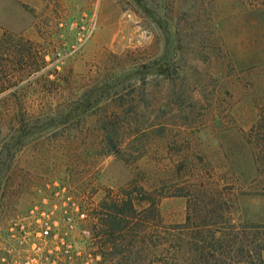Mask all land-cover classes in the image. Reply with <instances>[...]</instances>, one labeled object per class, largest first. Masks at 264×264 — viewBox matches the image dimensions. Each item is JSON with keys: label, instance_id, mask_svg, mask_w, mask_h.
Listing matches in <instances>:
<instances>
[{"label": "rangeland", "instance_id": "obj_1", "mask_svg": "<svg viewBox=\"0 0 264 264\" xmlns=\"http://www.w3.org/2000/svg\"><path fill=\"white\" fill-rule=\"evenodd\" d=\"M4 34L47 66L0 95V260L29 250L16 229L49 210L77 264H127L111 246L92 254L100 203L130 184L166 194L167 226L200 183L236 224L264 226V147L248 144L264 114V0H0Z\"/></svg>", "mask_w": 264, "mask_h": 264}, {"label": "trees", "instance_id": "obj_2", "mask_svg": "<svg viewBox=\"0 0 264 264\" xmlns=\"http://www.w3.org/2000/svg\"><path fill=\"white\" fill-rule=\"evenodd\" d=\"M37 49L6 34L0 38V95L46 68L45 56ZM253 129L248 144L255 135L263 148L264 114ZM106 143L118 155L109 134ZM261 152L264 155V148ZM118 193L100 203L95 237L106 241L96 244L101 252L92 256L104 259V248L111 246L117 257L127 253V264H262L264 226L236 224L228 199L216 185L200 183L189 194H179L188 199L187 216L184 224L175 226L165 225L159 212L166 194L135 184Z\"/></svg>", "mask_w": 264, "mask_h": 264}, {"label": "built area", "instance_id": "obj_3", "mask_svg": "<svg viewBox=\"0 0 264 264\" xmlns=\"http://www.w3.org/2000/svg\"><path fill=\"white\" fill-rule=\"evenodd\" d=\"M31 215L34 221L31 233L26 232L23 226L16 229L21 241L31 236V247L23 255L1 259L0 264H47L58 259L64 264H77L80 254L74 252L73 243L65 232L60 231L50 211H35Z\"/></svg>", "mask_w": 264, "mask_h": 264}]
</instances>
